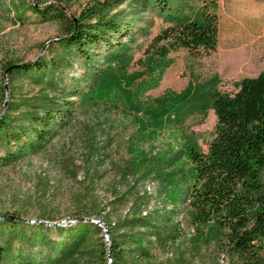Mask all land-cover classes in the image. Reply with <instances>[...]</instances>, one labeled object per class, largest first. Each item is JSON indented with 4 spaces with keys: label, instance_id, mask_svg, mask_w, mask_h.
<instances>
[{
    "label": "rangeland",
    "instance_id": "obj_1",
    "mask_svg": "<svg viewBox=\"0 0 264 264\" xmlns=\"http://www.w3.org/2000/svg\"><path fill=\"white\" fill-rule=\"evenodd\" d=\"M169 2L174 16L200 19L203 9L216 14L214 51L192 57L185 49L176 48L159 57L151 52V42L168 20L143 0H125L112 10L110 15L129 23L119 45L107 52L96 51L89 67L80 60L72 62L66 87L60 85L59 91L48 93L50 99H58L67 96L69 87L85 91L91 80L106 77L113 88L111 99L95 102L72 97L77 103L74 116L55 131L42 150L28 152L0 168V216L58 223L76 217L78 199L84 192L105 205L97 208V217L84 219L112 224L142 218L143 227L112 232L122 248V264H264V240L253 244L251 254L238 256L227 249L226 228L192 220L186 199L190 171L185 159L186 146L204 153L214 136L212 95L230 93L235 82L255 77L264 69V2ZM89 3L0 0V116L9 98L19 100L40 93V86L33 83L11 82L3 64L38 59L66 31L63 23L40 21L28 9L19 15L17 9L52 4L74 20ZM149 183L152 189L146 193L144 186ZM120 194L119 204H108ZM96 227L99 232L88 234L91 261L83 259L76 264H96L102 249L106 263L109 260L111 264L110 254L109 258L105 254L108 233L106 243L104 232ZM26 234L22 232V241L13 239L11 244L13 249L32 248L28 258L19 259L21 264H29V260L44 264L42 255L51 246L46 240L59 243L66 236V232L45 231L40 244L27 241Z\"/></svg>",
    "mask_w": 264,
    "mask_h": 264
},
{
    "label": "trees",
    "instance_id": "obj_2",
    "mask_svg": "<svg viewBox=\"0 0 264 264\" xmlns=\"http://www.w3.org/2000/svg\"><path fill=\"white\" fill-rule=\"evenodd\" d=\"M124 1L90 0L74 20L68 19L52 4L43 8L30 5L17 9L19 15L28 9L40 21L63 23L66 31L38 59L20 64L6 61L2 66L11 82L19 79L33 83L40 86V93L7 101L5 113L0 116V168L9 166L28 152L42 150L55 131L74 116L77 103L72 97L95 102L111 99L113 88L106 77L91 80V87L85 91L69 87L67 96L58 99H50L48 93L50 90L59 91L60 85L66 87L64 81L69 77L72 62L80 60L89 67L98 55L96 51L104 49L107 52L119 45L120 37L127 34L129 23L110 13ZM169 1L143 0L168 20V25L153 38L151 48L154 46V50L151 52L159 57L176 48L185 49L192 57L212 53L217 41L216 14L203 9L200 19L174 16ZM17 18L20 19L18 14ZM160 42L163 44L159 46ZM72 81L74 83L70 78L69 82ZM233 87L230 93L215 92L212 95L214 136L206 152L202 153L191 145L185 148L190 171L186 199L193 221L213 222L226 228L228 251L244 256L251 254L254 243L264 240V181H261L264 177V69L255 77L235 82ZM122 197L121 194L115 195L108 204L112 201L119 204ZM78 200L76 217H97V208L105 207L84 192ZM141 219L131 217L112 224L104 220L111 264H122L125 259L122 248L112 235L113 230L143 227ZM43 220L50 221L49 218ZM52 229L61 234L66 232V236L60 238L59 243L46 240L51 246L42 255L44 264L91 261L88 234L99 232L92 223L75 222L71 226L64 223L50 228L4 219L0 220V264H21L19 259L28 258L31 254L30 247L25 250L12 248L13 239L22 241V232L27 231V241L36 240L41 244L43 232ZM4 236L11 242H3ZM101 254L96 264H107L103 249Z\"/></svg>",
    "mask_w": 264,
    "mask_h": 264
},
{
    "label": "water",
    "instance_id": "obj_3",
    "mask_svg": "<svg viewBox=\"0 0 264 264\" xmlns=\"http://www.w3.org/2000/svg\"><path fill=\"white\" fill-rule=\"evenodd\" d=\"M4 219H12V220H17V221H23V222H27V223H36V224H43V225H47V226H60L61 224H64L65 222L67 223H75V222H89L92 224H95L96 226H98L99 228L102 229V231L104 232V238H105V242L107 243V230H106V226L103 223V221L100 220H89V219H84V218H77V217H71L68 219H64L58 223H46L40 220H34V221H26L20 218H16V217H11V216H0V220H4ZM105 254L107 256V258H109V251H108V245L105 244ZM108 264H109V260H108Z\"/></svg>",
    "mask_w": 264,
    "mask_h": 264
},
{
    "label": "built area",
    "instance_id": "obj_4",
    "mask_svg": "<svg viewBox=\"0 0 264 264\" xmlns=\"http://www.w3.org/2000/svg\"><path fill=\"white\" fill-rule=\"evenodd\" d=\"M144 189H145V192H146V193H149V192L151 191V189H152V187H151V183L145 185V186H144Z\"/></svg>",
    "mask_w": 264,
    "mask_h": 264
},
{
    "label": "crops",
    "instance_id": "obj_5",
    "mask_svg": "<svg viewBox=\"0 0 264 264\" xmlns=\"http://www.w3.org/2000/svg\"><path fill=\"white\" fill-rule=\"evenodd\" d=\"M250 1H252V2H254V3H263V2H264V0H259V1L250 0Z\"/></svg>",
    "mask_w": 264,
    "mask_h": 264
}]
</instances>
